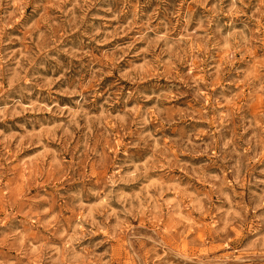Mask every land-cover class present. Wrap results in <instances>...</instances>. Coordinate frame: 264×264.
Returning a JSON list of instances; mask_svg holds the SVG:
<instances>
[{
	"label": "rangeland",
	"instance_id": "374dc122",
	"mask_svg": "<svg viewBox=\"0 0 264 264\" xmlns=\"http://www.w3.org/2000/svg\"><path fill=\"white\" fill-rule=\"evenodd\" d=\"M0 264H264V0H0Z\"/></svg>",
	"mask_w": 264,
	"mask_h": 264
}]
</instances>
